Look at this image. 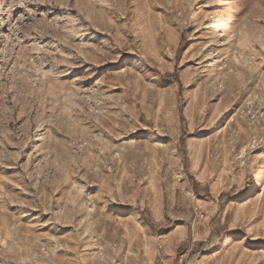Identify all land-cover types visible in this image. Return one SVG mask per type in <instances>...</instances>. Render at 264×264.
<instances>
[{
	"label": "rangeland",
	"instance_id": "rangeland-1",
	"mask_svg": "<svg viewBox=\"0 0 264 264\" xmlns=\"http://www.w3.org/2000/svg\"><path fill=\"white\" fill-rule=\"evenodd\" d=\"M0 264H264V0H0Z\"/></svg>",
	"mask_w": 264,
	"mask_h": 264
},
{
	"label": "trees",
	"instance_id": "trees-1",
	"mask_svg": "<svg viewBox=\"0 0 264 264\" xmlns=\"http://www.w3.org/2000/svg\"><path fill=\"white\" fill-rule=\"evenodd\" d=\"M182 48H183V45H182V43H180V44H179L178 52H179ZM162 77H163L164 79H167V80H169L170 78H174V80H175L176 82H179V78H178V76H177V71H176V70H175L173 73H165V74L162 75ZM180 89H181V87H180ZM193 189L196 190V191H198V185H197L196 183L193 184ZM149 223H150V225L153 227V224H152L151 222H149Z\"/></svg>",
	"mask_w": 264,
	"mask_h": 264
}]
</instances>
